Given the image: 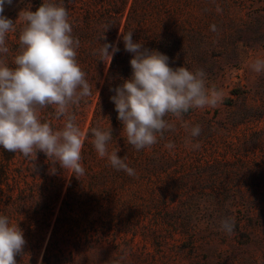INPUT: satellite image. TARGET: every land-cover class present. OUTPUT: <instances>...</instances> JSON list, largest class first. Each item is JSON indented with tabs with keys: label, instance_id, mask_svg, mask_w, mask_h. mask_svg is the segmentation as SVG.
Segmentation results:
<instances>
[{
	"label": "rangeland",
	"instance_id": "rangeland-1",
	"mask_svg": "<svg viewBox=\"0 0 264 264\" xmlns=\"http://www.w3.org/2000/svg\"><path fill=\"white\" fill-rule=\"evenodd\" d=\"M43 2L61 0L5 4L15 28L6 34L9 52L0 54L8 67H16L20 51L19 13ZM62 3L92 85V94L70 108L84 133L85 174L74 176L41 151L26 158L0 147V215L18 224L26 241L17 264H44L48 247L46 264H264V73L251 68L264 60V0ZM129 31L134 42L167 55L170 67L202 69L206 87L222 93L215 107L191 108L182 120L167 115L174 130L139 151L128 144L110 99L132 75L133 54L120 35ZM106 42L119 48L111 63L98 53ZM38 115L54 130L64 126L55 106ZM197 124L201 134L190 137ZM92 128L112 130L108 151L119 150L135 176L98 156ZM169 142L175 147L166 148ZM225 218L234 223L231 233L221 228Z\"/></svg>",
	"mask_w": 264,
	"mask_h": 264
},
{
	"label": "clouds",
	"instance_id": "clouds-1",
	"mask_svg": "<svg viewBox=\"0 0 264 264\" xmlns=\"http://www.w3.org/2000/svg\"><path fill=\"white\" fill-rule=\"evenodd\" d=\"M12 2L0 0V54L3 55L9 52L6 34L15 30L14 22L3 15L5 4ZM19 18L25 26L19 36L16 67L10 68L0 59V147L26 158H36V153L41 151L52 159L53 165L58 164L76 177L83 176L84 133L75 123L76 116L70 108L92 94V85L77 61L80 41L73 35L68 10L62 0L61 3L43 2L35 11L30 7L23 9ZM210 29L217 31L215 25ZM120 35L125 51L133 54L129 62L132 75L111 89L115 95L110 99L128 144L137 151L156 144L158 135L162 137L165 131L174 130L175 125L165 119L167 115L182 120L191 108L215 107L221 102L222 93L206 87V73L202 69L192 72L184 66L172 68L167 55L134 42L133 31ZM102 40H106L105 34ZM118 51L116 45L106 42L98 53L101 61L107 59L111 63ZM251 68L264 73V60L257 59ZM47 106H55L57 119L65 118L61 130L40 121L38 111ZM184 126L188 129L187 124ZM201 131L200 125L192 126L190 137H198ZM91 132L98 156L107 157L114 169L135 176V170L117 155L119 150L108 151L112 130L92 128ZM190 143L191 140H186V146ZM199 146L192 145L195 149ZM165 147L172 149L175 145L169 142ZM50 171L54 174L56 167ZM221 228L231 233L234 223L225 218ZM25 244L18 224L0 215V264H17L15 256L22 253Z\"/></svg>",
	"mask_w": 264,
	"mask_h": 264
},
{
	"label": "trees",
	"instance_id": "trees-1",
	"mask_svg": "<svg viewBox=\"0 0 264 264\" xmlns=\"http://www.w3.org/2000/svg\"><path fill=\"white\" fill-rule=\"evenodd\" d=\"M74 184V183H73ZM73 186V185H72ZM72 188V187H71ZM63 212H64V208H62V214H63ZM58 224H59V222H60V218H58ZM58 226V225H57ZM56 229H57V227H56ZM55 234V233H54ZM49 252H50V247H48V249H47V252H46V255H45V257H44V264H46L47 263V261H48V254H49Z\"/></svg>",
	"mask_w": 264,
	"mask_h": 264
}]
</instances>
